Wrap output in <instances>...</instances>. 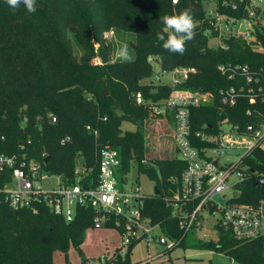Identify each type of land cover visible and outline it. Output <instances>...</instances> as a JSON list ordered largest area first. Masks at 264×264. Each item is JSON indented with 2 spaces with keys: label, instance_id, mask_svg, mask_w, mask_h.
I'll return each mask as SVG.
<instances>
[{
  "label": "trees",
  "instance_id": "1",
  "mask_svg": "<svg viewBox=\"0 0 264 264\" xmlns=\"http://www.w3.org/2000/svg\"><path fill=\"white\" fill-rule=\"evenodd\" d=\"M223 1L216 0L215 12L236 20L246 18L249 0H243L235 11L224 8ZM206 4L205 0H178L177 4L173 0H36V12L28 13L23 5L14 10L6 0H0V152H25L29 160L39 162L68 185L76 182L75 170L80 164L84 170L80 183L96 187L100 151L109 143L121 155L120 181L135 162L156 182L154 194L144 197L141 212L151 224L160 225L164 235L181 240L182 248L209 249L241 264H264V235L240 241L220 231L216 242L203 241L195 231L184 235L165 199L175 193L171 178H179L186 163L176 157L174 147L165 158L151 162L145 158L148 150L142 125L150 115V104L138 105L135 94L140 92L146 101L157 102L171 91L167 86L142 83L154 75L152 61L162 72L196 69L183 87L215 95L210 105L192 110L194 146L206 145L195 137L196 132L216 134L224 119L242 130L259 119L264 121V104L250 105L246 98L232 108L222 104L220 91L237 87L242 79L229 80L218 71L221 64L248 65L264 80V52L253 50L254 43L244 37L219 35ZM185 9L191 10L198 23L195 38L186 44L183 55L167 52L156 38L164 27L159 18ZM110 30L134 37L130 62L111 60L112 46L105 37ZM218 37L221 45L210 47V38ZM72 39L82 46L80 57ZM259 40L264 45V40ZM97 54L101 64L92 61ZM116 109L122 112L121 117ZM248 110L253 113L247 114ZM168 117L173 124V116ZM123 121L136 124L137 131L121 136ZM64 138L69 141L62 144ZM152 164L158 166L159 173ZM243 166L244 177L235 200L264 211V186L259 185V176H264L262 142L244 159ZM94 217L92 209H78L72 222L44 205L36 211L14 210L0 193V264H53L55 250L66 252L71 243L80 247L85 230L95 226ZM137 242L125 257L115 254L105 264H140L131 259ZM83 264H87L85 259Z\"/></svg>",
  "mask_w": 264,
  "mask_h": 264
},
{
  "label": "built area",
  "instance_id": "2",
  "mask_svg": "<svg viewBox=\"0 0 264 264\" xmlns=\"http://www.w3.org/2000/svg\"><path fill=\"white\" fill-rule=\"evenodd\" d=\"M242 1L224 0L222 6L235 11ZM177 2L178 0H173V4ZM245 12L248 14L245 19L249 20L251 28L244 39L254 43L253 50L264 52V45L259 40H264V0H249ZM209 14L215 18L212 25L221 36L230 32V23L237 21L215 11ZM218 71L229 80L242 79L237 87L220 91L223 105L232 108L242 98H246L250 105L264 104L263 77L254 74L248 65L221 64ZM195 73L194 68H176L172 71L170 83H158L171 89L166 99L146 101L142 93L135 94L136 103L150 104L153 115L161 116L165 120H168L169 115L173 116V145L176 157L186 163V168L179 178H171L176 187L175 193L165 201L172 209L184 235L203 227L204 212L207 211L213 214L218 212V217L212 229H205L204 236L200 237L203 241L216 242L220 231L229 232L240 241L256 239L263 235V207L255 209L251 205L236 202L235 199L239 193L238 184L244 177L243 161L264 141V121L259 119V123L249 124L242 130L239 125L224 119L216 134L204 130L196 132L195 137L206 145L194 146L192 110L208 106L215 99L211 92L192 91L183 87ZM251 113L252 110L247 111V114ZM106 119L104 118L105 121ZM53 122H56V118H53ZM206 127L207 125L203 126ZM68 141L69 138L61 140L62 144ZM20 148L25 151L24 145ZM121 166L119 151L107 143L100 151L97 186H84L80 183L84 177L80 164L75 170L76 182L68 185L60 176L45 171L39 162L29 160L25 152L14 155L0 152V193L5 195L6 203L14 210L36 211L38 206L44 205L66 222L75 219L78 209H92L95 213V226L108 224L110 222L107 217L115 216L118 218L127 251L133 242L141 238H145L147 244L157 241L169 251L179 247L181 240L164 235L160 225L150 223L153 229L161 230L159 236L149 235V230L141 227V221L145 219L141 210L144 208L146 196H140L139 186L128 188L126 175L120 181L118 175ZM51 175L58 178V186L46 190L42 182ZM234 179L237 181L230 186L229 182ZM259 185L264 186V176H259Z\"/></svg>",
  "mask_w": 264,
  "mask_h": 264
},
{
  "label": "rangeland",
  "instance_id": "3",
  "mask_svg": "<svg viewBox=\"0 0 264 264\" xmlns=\"http://www.w3.org/2000/svg\"><path fill=\"white\" fill-rule=\"evenodd\" d=\"M207 13L213 12L216 8V0H205ZM232 26L230 32H226L223 36L227 37L230 34L238 37L247 36L250 27L248 19L237 20ZM107 44L112 46L111 60H120L116 51L122 43H127L129 46L130 54H132V48L130 43L134 41V37L126 32L110 30L105 34ZM73 48L75 54L80 57L83 53L81 44L72 39ZM222 43L221 37L210 38L209 46L216 48ZM96 53H98L99 45H95ZM93 63L101 64L102 60L97 54L93 58ZM154 67V75L150 79L142 80L143 84L148 83H170L173 77L172 72L160 71L159 65L152 61ZM160 78V80H158ZM150 115L147 117L142 125L144 134L146 137L145 145L147 152L145 158L153 160L155 158H165L166 152L173 151V127L172 123L165 120L161 116H155L152 113V108H149ZM262 148L264 149V141L262 142ZM240 155L242 152H239ZM151 162V161H150ZM155 173H159L158 166L152 164ZM237 180L234 179L229 182V185H233ZM126 182L128 188L139 186L140 196H150L154 194L156 182L151 177L148 171L141 170L137 163H133L129 173L126 175ZM43 187L46 190L57 188L58 178L51 175L47 180L42 182ZM205 219L202 221L203 227H199L197 235L204 236L205 229H212L217 222L218 212L215 214L210 212H204ZM118 218L115 216L107 217L108 224L87 228L84 232V239L80 247L77 248L74 244H70L66 252L59 250L54 251L53 264H83L85 259L87 264H105L107 258L115 254H119L125 257L127 250L125 247V240L123 233L119 227ZM117 220V221H116ZM122 222L123 220L120 219ZM262 233L264 234V217L262 218ZM141 227L148 229L149 235H161L159 228L153 229L148 219H142ZM192 233V232H191ZM131 259L133 262H142L146 264H241L225 254L218 253L209 249H197V248H182L176 247L169 251L165 250V247L160 245L157 241L146 243L145 238H141L133 247L131 251Z\"/></svg>",
  "mask_w": 264,
  "mask_h": 264
},
{
  "label": "clouds",
  "instance_id": "4",
  "mask_svg": "<svg viewBox=\"0 0 264 264\" xmlns=\"http://www.w3.org/2000/svg\"><path fill=\"white\" fill-rule=\"evenodd\" d=\"M6 3L14 10L23 5L28 13L36 12V0H6ZM159 19L164 27L162 32H157L156 38L162 42V48L167 52L183 55L186 52V44L195 38L198 27L191 10L185 9L173 15L166 14ZM116 55L124 62L132 60L127 43L120 45Z\"/></svg>",
  "mask_w": 264,
  "mask_h": 264
},
{
  "label": "water",
  "instance_id": "5",
  "mask_svg": "<svg viewBox=\"0 0 264 264\" xmlns=\"http://www.w3.org/2000/svg\"><path fill=\"white\" fill-rule=\"evenodd\" d=\"M247 15V12H245V16ZM105 95H107V92H105ZM115 112L118 117L122 116V112L119 109H116ZM119 130L121 132V136H124L126 133H135L137 131V125L132 122L123 121L119 126Z\"/></svg>",
  "mask_w": 264,
  "mask_h": 264
},
{
  "label": "crops",
  "instance_id": "6",
  "mask_svg": "<svg viewBox=\"0 0 264 264\" xmlns=\"http://www.w3.org/2000/svg\"><path fill=\"white\" fill-rule=\"evenodd\" d=\"M264 235V234H263ZM200 237V236H199Z\"/></svg>",
  "mask_w": 264,
  "mask_h": 264
}]
</instances>
